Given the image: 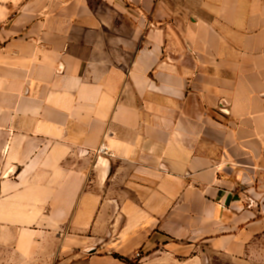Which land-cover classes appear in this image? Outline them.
Instances as JSON below:
<instances>
[{"label":"crops","instance_id":"0c3cea01","mask_svg":"<svg viewBox=\"0 0 264 264\" xmlns=\"http://www.w3.org/2000/svg\"><path fill=\"white\" fill-rule=\"evenodd\" d=\"M169 3L1 0L0 264L245 258L264 222V0L187 23Z\"/></svg>","mask_w":264,"mask_h":264},{"label":"rangeland","instance_id":"374dc122","mask_svg":"<svg viewBox=\"0 0 264 264\" xmlns=\"http://www.w3.org/2000/svg\"><path fill=\"white\" fill-rule=\"evenodd\" d=\"M216 1L217 0H170L168 10L172 11L173 14L176 13L180 15L177 16L179 17L180 23H187L191 14L203 18L212 17L210 16V12L212 11L213 14L215 10V6L213 5ZM259 216L264 218V214H260ZM233 264H264V222L262 227L258 229V232L250 241L245 258L242 262Z\"/></svg>","mask_w":264,"mask_h":264},{"label":"built area","instance_id":"2783aa9c","mask_svg":"<svg viewBox=\"0 0 264 264\" xmlns=\"http://www.w3.org/2000/svg\"><path fill=\"white\" fill-rule=\"evenodd\" d=\"M98 153H104V154L107 153V147H106L105 145H102V146L99 148ZM136 256L139 257L140 254L137 253Z\"/></svg>","mask_w":264,"mask_h":264}]
</instances>
